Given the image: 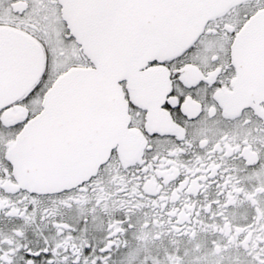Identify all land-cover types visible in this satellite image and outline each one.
Instances as JSON below:
<instances>
[{"label":"snow or ice","instance_id":"obj_1","mask_svg":"<svg viewBox=\"0 0 264 264\" xmlns=\"http://www.w3.org/2000/svg\"><path fill=\"white\" fill-rule=\"evenodd\" d=\"M0 264H264V0H0Z\"/></svg>","mask_w":264,"mask_h":264}]
</instances>
